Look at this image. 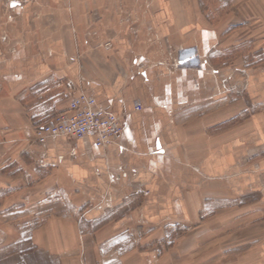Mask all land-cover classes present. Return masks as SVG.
I'll return each mask as SVG.
<instances>
[{
	"label": "crops",
	"instance_id": "1",
	"mask_svg": "<svg viewBox=\"0 0 264 264\" xmlns=\"http://www.w3.org/2000/svg\"><path fill=\"white\" fill-rule=\"evenodd\" d=\"M40 1L52 9L53 0ZM96 1L88 22H72L71 13L67 22H31L44 10L39 0L2 4L25 21L15 22V42L31 46L11 56L0 50L7 81L0 94V238L8 234V200L22 198L23 186L42 177L36 195L39 187L71 195V221L48 215L32 232L58 264H152L153 255L130 241L135 219L196 220L206 206L237 201L240 233L255 236L237 246L250 251L243 264H264V69L218 66L213 54L225 53L231 32L217 25L168 22L167 13L163 22H113L116 6L130 0ZM167 44L174 65L163 61ZM69 78L121 116L119 141L98 147L91 137L35 140L38 124L70 107Z\"/></svg>",
	"mask_w": 264,
	"mask_h": 264
},
{
	"label": "rangeland",
	"instance_id": "2",
	"mask_svg": "<svg viewBox=\"0 0 264 264\" xmlns=\"http://www.w3.org/2000/svg\"><path fill=\"white\" fill-rule=\"evenodd\" d=\"M90 2L91 0H53L50 1L52 9L48 12L43 6L44 2L39 0V6L44 10L31 22H67L69 13L72 22H88V18L93 21L98 1L93 0L91 5ZM2 4L0 2V24L6 26L8 42H3L0 36V50L11 56L22 46H31V43L15 42V22L25 21L17 12L5 10ZM107 11H102V14ZM165 13L168 22H205L202 27L204 30L217 25L221 33L223 30L226 31L225 34L231 32L229 47L226 42L230 51L226 48L225 53L221 50L213 54L218 66L226 64L244 72L264 69V0H130L128 4L122 2L117 5L112 18L113 22H163ZM150 39H147L149 44L153 42ZM221 46L223 47V43ZM162 54L164 62L175 64L170 47ZM6 83L5 76L0 75V94ZM64 84L72 99L75 90L69 84L75 86V82L69 78ZM43 179L45 178L40 177L33 183L30 181L28 186H23L25 193L22 198H15L17 201H14L13 195L8 200V215L3 221L8 227V234L0 238V264H58L56 258L49 256L47 251L34 243L32 232L47 225L48 215L56 214L71 221L69 215L73 206L71 195L65 193L63 188L55 189V192L49 188L51 193L47 194L41 193L42 189L39 187L36 195L33 191L38 185L42 186ZM10 190L12 189H8L9 193ZM238 203L239 201L215 203L212 209H207L206 206L196 220L168 218L149 223L139 217L133 225L138 232L130 241L135 240L138 253L153 255L152 264H243V255H249L250 251L242 254L237 246L253 242L255 236L240 233L242 225L239 224L241 218ZM11 206L13 208L10 209ZM77 215V222L84 225L86 218L82 210ZM145 236H148L146 244L142 241ZM41 238L47 243V234H42ZM261 238L264 239V236ZM222 246L233 247L232 250L224 251L220 249Z\"/></svg>",
	"mask_w": 264,
	"mask_h": 264
},
{
	"label": "built area",
	"instance_id": "3",
	"mask_svg": "<svg viewBox=\"0 0 264 264\" xmlns=\"http://www.w3.org/2000/svg\"><path fill=\"white\" fill-rule=\"evenodd\" d=\"M5 6H24L38 0H0ZM69 86L75 90L70 107L54 114L35 127V140L44 142L51 137L63 136L71 141L93 138L95 145L106 147L120 140L124 131L121 116L104 107L98 100L78 86ZM135 111L142 112L143 105L135 103ZM126 176L127 173L123 172Z\"/></svg>",
	"mask_w": 264,
	"mask_h": 264
}]
</instances>
